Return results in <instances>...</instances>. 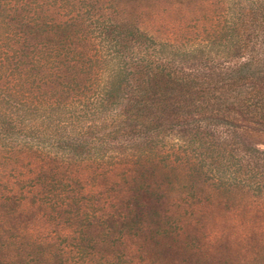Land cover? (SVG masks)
I'll use <instances>...</instances> for the list:
<instances>
[{"label": "trees", "instance_id": "obj_1", "mask_svg": "<svg viewBox=\"0 0 264 264\" xmlns=\"http://www.w3.org/2000/svg\"><path fill=\"white\" fill-rule=\"evenodd\" d=\"M157 2L0 0V178L48 151L154 173L157 137L174 131L193 151L191 201L263 223L249 208L264 209V4L229 2L188 69L143 27ZM172 191L165 176L133 190L125 225L166 227ZM248 240L243 264H264V234ZM222 263L190 250V264Z\"/></svg>", "mask_w": 264, "mask_h": 264}, {"label": "rangeland", "instance_id": "obj_2", "mask_svg": "<svg viewBox=\"0 0 264 264\" xmlns=\"http://www.w3.org/2000/svg\"><path fill=\"white\" fill-rule=\"evenodd\" d=\"M156 1L143 27L167 43L163 48L171 51L175 68L189 69L190 49L208 37L213 22L218 27L224 24V9L232 0H201L193 11L190 0ZM130 4L140 11L145 1ZM256 32L262 35L261 30ZM178 136L171 131L157 137L154 173L148 162L126 170L110 162L48 151L37 156V163L30 161L2 176L0 248L5 246L0 264H190V250L220 258L222 264L252 261L257 246L248 238L263 235L264 222L244 221L233 211L194 204L193 151ZM164 176L173 188L166 227L129 228L125 224L133 209V190L154 185ZM259 207L263 206L249 210L262 215L264 209Z\"/></svg>", "mask_w": 264, "mask_h": 264}]
</instances>
